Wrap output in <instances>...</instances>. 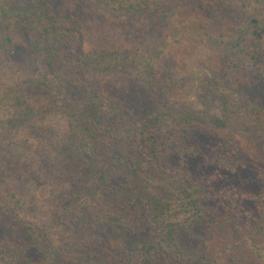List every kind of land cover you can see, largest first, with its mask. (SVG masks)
<instances>
[{
	"label": "trees",
	"instance_id": "obj_1",
	"mask_svg": "<svg viewBox=\"0 0 264 264\" xmlns=\"http://www.w3.org/2000/svg\"><path fill=\"white\" fill-rule=\"evenodd\" d=\"M214 1L241 5L244 23L213 28L168 10V0H90L106 23L41 0H0V156L17 168L28 158L22 148L32 150L45 162L54 202L41 203L39 223L22 224L0 264H171L200 256L209 264L206 249L186 254L181 244L192 229L218 221L220 203L242 222L238 207L252 201L257 217L245 224L264 231V162L242 167L240 145L264 135V98L240 76L244 70L264 80V0ZM163 16L158 40L150 43L141 30L121 41V30L158 29ZM29 35L48 48L49 71L12 59ZM174 50L190 54L179 72L162 62ZM133 91L147 100L131 103ZM193 94L198 107L182 106ZM51 112L65 118L64 129L44 124ZM198 131H225L202 165L212 169L206 175L189 167L202 156ZM240 169L261 182L258 197L226 184ZM14 184L0 185L1 218L20 216L26 204L7 190Z\"/></svg>",
	"mask_w": 264,
	"mask_h": 264
},
{
	"label": "rangeland",
	"instance_id": "obj_2",
	"mask_svg": "<svg viewBox=\"0 0 264 264\" xmlns=\"http://www.w3.org/2000/svg\"><path fill=\"white\" fill-rule=\"evenodd\" d=\"M41 1H43V4H48L51 8L58 5L59 7L62 6L64 9H69L71 14L74 16L78 15L83 19H93L92 16L94 15L96 17L95 20H98L96 23L101 21V19L103 20L102 23H106L107 21V19H103L104 17L98 15L93 9L94 7L90 3V0ZM167 9L178 12V16L180 15L182 17L192 15L200 16L204 21L211 22L213 28L217 26L234 27L235 25L244 23L247 14L245 9L239 4L223 5L221 2L217 3L214 0H168ZM163 18L164 16L160 19L158 29H155L154 26L151 25L140 24L138 28L133 30L132 34H129L131 33L130 30H121L119 37L121 38V41H123L126 35L135 39V37H133L135 32L142 30L141 34L146 36L149 42L152 43V41H156L162 36L164 26L166 25L165 22H162L164 21ZM111 21L113 22V20ZM133 26L134 24L129 27ZM30 40L34 41V43ZM35 45H37V47ZM47 53L48 48L44 46V42L39 40L38 37L29 35L15 47L12 59L20 65L29 68L34 73L47 72L49 71L47 67L45 70L46 58L48 57ZM189 56L190 54L187 53V51L185 52V50L181 52L174 50L172 55H168V59L165 61L163 60L162 62L168 70L179 72L183 69V59ZM124 65L129 66L126 62H124ZM241 72L240 76L245 85L248 88H251L254 93H257L264 98V80L257 78L255 76L256 73L244 70ZM127 98L131 103L135 104L137 101L140 105L144 100H147L148 96L142 93V91H139L138 94L133 91L129 93ZM133 98L136 99L133 100ZM198 104L199 100L197 94H193L189 99L185 100L184 103L181 102L182 106H190L193 108L198 107ZM145 117L146 115L144 118ZM44 124L54 128L64 129L66 120L64 117L51 112L46 114ZM220 132V136L205 137L204 131H201L200 133L198 131L199 137H197L196 142L202 149V156L198 157L195 162H189V167L195 174L206 175L207 173L210 174L212 172L211 167L206 168L202 165L206 164L209 160L212 147L218 142L224 140L225 131ZM240 145L245 147L246 151L242 160V167L247 169L253 168L259 166L258 164L260 162H264V135L252 136V134H250L246 138L243 137L240 141ZM22 150H25L28 158L24 160L25 163L18 164L17 168H8L10 163L6 161V159L4 160L3 156H0V185H8L11 181H15V184L11 185L10 189L7 190H14L17 195L26 202L23 208L19 210L21 213L19 214L20 216L13 214L9 217L7 215L3 218L0 217V256L6 255L9 247L8 241L14 236V234H17L16 232H21L20 229H22V224L29 225L33 221L39 223V220L45 216V208L41 203H45L46 205L50 204L49 206L51 207L54 206V202L50 203L51 201L49 200L50 186L46 183V179H49V175L46 171L45 162L43 161V163L39 156L34 155L32 150L27 151L24 148H22ZM195 163L196 165H199V169L196 168L197 166H195ZM49 167L51 168V166L47 164V168L50 171ZM8 169L10 170L8 171ZM7 171L10 173L9 175L7 174ZM25 172L28 174L24 177ZM238 173L239 175H226V184H229L233 190H238L244 194L249 193L258 197L261 193L262 187L259 179L253 177V175L246 176L241 169ZM218 185V187H221L219 183ZM4 191L5 190L2 191L1 196ZM3 200L6 201V198ZM5 201H3L5 205H13L10 204L12 203L11 201ZM218 201L219 200H217V202ZM218 207H220L221 210L218 221L211 223L208 222L206 228L199 227L197 229H192L194 237L189 236L183 240V243L186 245L181 244V246L184 251H187L186 254L197 251L199 253L198 255H202L203 252H206V249L208 255L211 256L209 264H264V231L251 229L245 224L248 221L251 222L254 216L257 217L258 205L256 206L252 201H249L245 206L238 207L237 213L242 219V222H233L230 220L226 204L220 203ZM137 237H139L138 233ZM37 259L38 257H35V260ZM64 260L65 258H62L56 262V264H67L66 260ZM205 260L206 258L204 259L202 256L189 262H186V260L174 259V262L171 264H206ZM14 264H18V261ZM41 264L48 263L44 262Z\"/></svg>",
	"mask_w": 264,
	"mask_h": 264
}]
</instances>
